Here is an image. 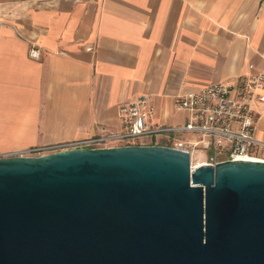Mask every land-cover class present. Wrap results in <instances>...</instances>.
I'll return each instance as SVG.
<instances>
[{
	"label": "crops",
	"instance_id": "crops-1",
	"mask_svg": "<svg viewBox=\"0 0 264 264\" xmlns=\"http://www.w3.org/2000/svg\"><path fill=\"white\" fill-rule=\"evenodd\" d=\"M250 70H264V0L0 1V154L116 131L139 94L153 122L180 124L172 97ZM251 108L264 136V103Z\"/></svg>",
	"mask_w": 264,
	"mask_h": 264
},
{
	"label": "water",
	"instance_id": "water-1",
	"mask_svg": "<svg viewBox=\"0 0 264 264\" xmlns=\"http://www.w3.org/2000/svg\"><path fill=\"white\" fill-rule=\"evenodd\" d=\"M0 264H264V162L159 144L0 154Z\"/></svg>",
	"mask_w": 264,
	"mask_h": 264
},
{
	"label": "built area",
	"instance_id": "built-area-1",
	"mask_svg": "<svg viewBox=\"0 0 264 264\" xmlns=\"http://www.w3.org/2000/svg\"><path fill=\"white\" fill-rule=\"evenodd\" d=\"M14 1V0H0ZM26 55L36 60L40 50L34 43ZM250 68L252 66H249ZM253 102L264 103V70H250L234 81H217L200 89L172 97L173 109L184 115L182 123L166 125L152 121L153 106L145 94L117 106L118 130L100 133L80 140L38 145L5 154L37 156L69 148H96L143 144V139L158 135L166 138L163 145L196 153L204 159L191 167L230 159L264 162V136H257L253 124ZM175 134H188L175 139Z\"/></svg>",
	"mask_w": 264,
	"mask_h": 264
},
{
	"label": "rangeland",
	"instance_id": "rangeland-1",
	"mask_svg": "<svg viewBox=\"0 0 264 264\" xmlns=\"http://www.w3.org/2000/svg\"><path fill=\"white\" fill-rule=\"evenodd\" d=\"M201 156H202V155H200V154H196V153H195V154L191 157V161H190V163L193 164V165L200 163L199 161L204 160Z\"/></svg>",
	"mask_w": 264,
	"mask_h": 264
},
{
	"label": "bare ground",
	"instance_id": "bare-ground-1",
	"mask_svg": "<svg viewBox=\"0 0 264 264\" xmlns=\"http://www.w3.org/2000/svg\"><path fill=\"white\" fill-rule=\"evenodd\" d=\"M200 162V161H199Z\"/></svg>",
	"mask_w": 264,
	"mask_h": 264
}]
</instances>
